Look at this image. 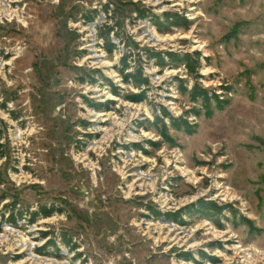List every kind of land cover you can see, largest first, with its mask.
I'll use <instances>...</instances> for the list:
<instances>
[{
	"label": "rangeland",
	"instance_id": "rangeland-1",
	"mask_svg": "<svg viewBox=\"0 0 264 264\" xmlns=\"http://www.w3.org/2000/svg\"><path fill=\"white\" fill-rule=\"evenodd\" d=\"M0 66V264H264V0H0Z\"/></svg>",
	"mask_w": 264,
	"mask_h": 264
},
{
	"label": "trees",
	"instance_id": "trees-1",
	"mask_svg": "<svg viewBox=\"0 0 264 264\" xmlns=\"http://www.w3.org/2000/svg\"><path fill=\"white\" fill-rule=\"evenodd\" d=\"M102 9H103V11L104 12H106L107 11V6L104 4L103 6H102ZM142 10L143 9H137V15L138 16H140V17H144L145 16V14H143L142 13ZM91 13H95V10H91ZM146 15H147V13H146ZM152 18H153V20L155 21V23H156V21H157V17L156 16H152ZM163 18V20L164 21H168V22H170L171 21V17H169V16H163L162 17ZM91 20H93V15L92 14H90V15H86L85 16V21H87V22H90ZM104 43H105V49L107 50V51H110L111 50V48L113 47V45L109 42V40L107 39V38H105L104 39ZM165 55L167 56V59H168V61H177V62H181V63H183L186 67H189L190 66V64H192V62L195 64L196 63V57L195 56H193V57H188V56H186V55H184L183 57H179L177 54H174V53H171V52H167V53H165ZM149 56L150 57H155L156 59H157V65L158 66H161V65H163L164 64V62H163V60H162V58L160 57V55H159V52H150L149 53ZM126 69V68H125ZM121 71V70H120ZM124 76L125 77H130V78H132V82L135 84V85H139L140 83H145V79H144V77H141L140 76V74L138 73V74H131V73H124ZM104 80H107V79H105L104 78ZM108 81V80H107ZM197 89H195V91H196ZM195 91L193 92V93H195ZM197 93V92H196ZM142 96V95H141ZM132 99H134V101L136 100H138L139 99V96H137V95H135L134 96V98H132ZM91 107H96V106H98V104H94V103H90L89 104ZM161 115L162 116H165V117H167L168 118V121H169V124L171 125V126H173L174 128H177V127H179V128H182L183 129V126H182V124H185V127H184V129H187V124L185 123V121L184 120H177V118H174V117H171V116H169L164 110H162V113H161ZM157 121H159L161 124H163L162 123V121H161V119H158V118H156L155 117V121H154V123H156ZM206 208H208V207H206ZM50 214V211H43L42 213H41V215H43V216H48ZM36 213L35 212H31V213H29V216H28V221L30 222V221H33V219L36 217ZM9 219H13V217L10 215L9 216ZM10 223V222H9ZM49 244L50 245H53V243H51V242H49ZM69 249H72V247H69Z\"/></svg>",
	"mask_w": 264,
	"mask_h": 264
},
{
	"label": "bare ground",
	"instance_id": "bare-ground-1",
	"mask_svg": "<svg viewBox=\"0 0 264 264\" xmlns=\"http://www.w3.org/2000/svg\"><path fill=\"white\" fill-rule=\"evenodd\" d=\"M154 5L157 7L158 5H160V3H154ZM149 41H152L153 43H161L162 40L155 38L154 36L150 35L147 37ZM1 66H0V70H1ZM96 146V145H95ZM97 147V146H96ZM99 147V146H98ZM93 148V147H92ZM127 167L124 169L123 172H121V175H126V177H130L133 178V183L129 186V190H133L135 188V186L140 187V184H138L140 181H143L142 179H147L148 181V175H144L141 173H136L137 171L135 169H131L129 171H126ZM126 171V172H125ZM130 172V173H129ZM129 173V174H128ZM142 186V185H141ZM34 261H37L36 259H34ZM48 263V262H47Z\"/></svg>",
	"mask_w": 264,
	"mask_h": 264
}]
</instances>
